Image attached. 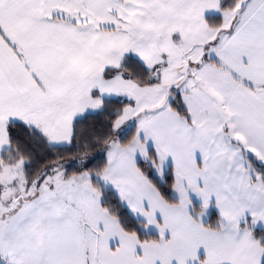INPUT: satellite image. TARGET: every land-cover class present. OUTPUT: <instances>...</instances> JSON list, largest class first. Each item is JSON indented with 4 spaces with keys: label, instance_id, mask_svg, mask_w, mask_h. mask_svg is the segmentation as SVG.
Returning a JSON list of instances; mask_svg holds the SVG:
<instances>
[{
    "label": "snow or ice",
    "instance_id": "obj_1",
    "mask_svg": "<svg viewBox=\"0 0 264 264\" xmlns=\"http://www.w3.org/2000/svg\"><path fill=\"white\" fill-rule=\"evenodd\" d=\"M0 264H264V0H0Z\"/></svg>",
    "mask_w": 264,
    "mask_h": 264
}]
</instances>
